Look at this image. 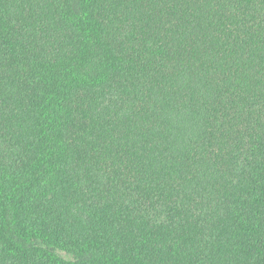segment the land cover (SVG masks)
Here are the masks:
<instances>
[{
    "label": "trees",
    "instance_id": "16d2710c",
    "mask_svg": "<svg viewBox=\"0 0 264 264\" xmlns=\"http://www.w3.org/2000/svg\"><path fill=\"white\" fill-rule=\"evenodd\" d=\"M0 264H264V0H0Z\"/></svg>",
    "mask_w": 264,
    "mask_h": 264
}]
</instances>
